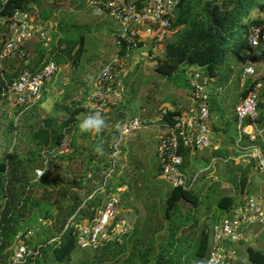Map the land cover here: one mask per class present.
Returning <instances> with one entry per match:
<instances>
[{"label": "rangeland", "instance_id": "rangeland-1", "mask_svg": "<svg viewBox=\"0 0 264 264\" xmlns=\"http://www.w3.org/2000/svg\"><path fill=\"white\" fill-rule=\"evenodd\" d=\"M34 9L36 10L31 13L32 17L37 24L46 25L51 42L50 47L45 48L39 36L35 35L31 43L37 46L34 45L33 48H37L39 54L46 55L44 59L55 61L59 69L52 81L46 84L41 100L28 111V115H19L21 108L14 100H9V104L0 108V161L13 148H16L18 153L29 156L31 150L35 149L30 132L35 127L36 120L48 116H54L59 120L68 118L75 102L83 105L87 112V114L81 113L79 123L89 113L99 112L106 122L105 128L108 133L120 125L119 123L133 117L156 119L161 109H171L180 105L184 109H189L193 106L194 100L188 88V78L185 72L168 78L158 74L155 70L158 61L163 57L168 38L162 44L148 43L138 52L136 51L134 63L128 66L120 76L121 90L114 91L113 98L106 96L99 100L96 96V82L102 70L116 54L114 36L121 32V24L109 15L94 16L86 0H41L34 6ZM40 14L43 16L42 20L38 18ZM261 14H264L262 5L252 11L249 17ZM3 21L4 18L0 16L2 24L0 34L8 29ZM175 31L177 30L171 32V36ZM83 37L84 49L74 65L76 50ZM60 40L64 43L63 48L67 49L48 53L58 47ZM28 59L22 60L20 57L15 59L13 62L15 70L22 63L25 64ZM197 71L205 73L203 69L198 68ZM241 71V62L229 53L227 61L221 65L219 70L223 77L224 87L228 86L227 92L219 91L212 96L215 105L220 106L218 110H214L213 114L219 127L224 128L225 119L222 120L217 112L223 111V114L231 115L232 106L237 98H240L239 82L241 81L238 76ZM258 71L259 74H264V65L259 64ZM232 77L234 81H228ZM12 122L14 126L11 125ZM229 126V135H235L237 126L236 128L233 124ZM159 130L160 127L157 125H151L122 136V138L119 133L114 138L113 142L118 144L120 155L117 157L116 169L108 179L109 182H113L110 195L119 199L117 208L119 217L139 227L141 234L139 232V237L136 239L138 241L135 240V243L139 244V247H144L146 252L149 248L156 247L155 252H148V256L153 257L161 250L164 251L163 253H168L169 247L166 242L169 241L168 235L173 224L182 226L177 237L184 240L182 243L176 241V245L173 244L174 250L178 251L181 248L187 256H192L193 242L201 237L203 229L208 228V232L213 235L214 227L222 217L231 215L230 212L218 207L217 203L222 194L235 196L238 200L244 197L245 194L240 193V181L244 171L250 165L237 161L236 164L244 165V171L234 169L230 171L221 160L214 159L215 144L201 151H190L187 155L190 165L185 168V171L188 175L192 169L196 172L203 171L191 189L199 196V203L196 206L178 205L176 214L172 215L171 219H165L163 198H166L170 191V185L159 175L157 157ZM81 134L78 128L73 137L80 138ZM91 135L101 137L102 134L100 132ZM226 137V134L221 132L216 142L220 144V141ZM262 139L264 140V137ZM80 140L84 142V139ZM231 149L243 155V151L239 148L229 147L226 150ZM112 153L109 152L106 158H112ZM85 156L87 153L84 152L78 157ZM230 167L233 168L234 165ZM83 168L80 169L81 172ZM111 168L112 165L103 172L100 184L96 187L98 190L93 195L106 197L108 188L103 187V182ZM249 169L246 194L255 196L264 202V170L254 171L251 166ZM120 180L125 181L122 188L117 187ZM4 200L2 194L0 211ZM246 233L250 240L244 239L241 242L226 244L225 248L233 253L227 264H253L248 259L247 248L249 246L264 251V225H253ZM160 246L164 248L157 249ZM174 250L173 256L176 257L179 253L174 255ZM84 251L78 247L73 254V261ZM132 251L131 244H127L126 251L118 257L120 260L115 262L117 259L115 258L107 264H124V261L133 254Z\"/></svg>", "mask_w": 264, "mask_h": 264}, {"label": "trees", "instance_id": "trees-1", "mask_svg": "<svg viewBox=\"0 0 264 264\" xmlns=\"http://www.w3.org/2000/svg\"><path fill=\"white\" fill-rule=\"evenodd\" d=\"M40 2L41 0L0 1V16L4 18L3 22L8 26L9 19L15 12L26 11L31 14L36 10L34 6ZM260 5L264 6V0H181L176 11V18L172 21V27L165 44V52L162 59L158 61L155 70L162 76L172 78L180 72L186 73L187 70L195 67L203 69L204 75L210 79L221 76L220 67L227 61L229 53L236 56L241 64H243L245 54H252L256 68L255 82H261L263 85L258 101L257 123L264 130V74H259L258 71V65H264V57L259 55L257 49L251 48L246 35L251 25L264 23L263 16L249 17L251 12ZM42 17L41 14L38 15L41 20ZM1 25L0 23V27ZM174 30L177 31L171 36V32ZM7 35L8 29L0 34V50ZM26 43L28 42H25L23 46ZM63 47L64 43L60 40L58 47L48 53H54L56 50L65 51L67 48ZM83 49L84 37L81 38L80 46L76 50L74 65ZM45 56L39 54L38 62L45 64L50 61L44 59ZM4 62L3 70H0V108L5 101L1 94L4 84L1 74L3 73L4 78L11 82L22 69L36 72L32 71L28 65L25 66L26 68L18 66L15 70L13 63L10 62L11 64L4 66ZM251 83H253L252 80L242 89L239 95L241 99L248 95ZM188 88L192 92L189 83ZM77 104V102L73 103L68 118L62 120L54 116L37 118L35 127L30 132L35 149L31 150L29 156L22 155L16 148H13L0 161V196L3 194L5 198L0 211V264L11 262L13 251L18 245V236L29 249L39 250L35 257L29 258L23 264H107L115 258H117L115 262L119 261L118 257L126 251L127 244H131L133 254L124 261V264H207L213 241V235L208 232V228H204L201 237L193 242V255L187 256L184 249L174 250L176 241L180 243L184 241L181 237H177L178 232L182 229V226L177 224L171 225L169 231V241L166 242L169 247V254L166 252L167 257L163 250L153 257L148 256L151 251L155 252L156 247L149 248V253L145 251L144 247H139V244L135 242L138 241L136 239L139 237L140 229L137 225H133V230L124 235L121 241L106 244L95 250L81 248L83 251H90L86 253L84 251L73 261V254L79 247L76 226H71L65 232L64 228L73 216H75L73 222L75 225L86 217L92 218L95 211L102 208L104 201L111 196L110 188L113 184L111 181L103 182V187L108 188L105 198L93 194L98 190L96 187L100 184L103 172L111 165V158H106V155L113 152V140L119 134L122 123L125 122L119 123L120 125L110 133L104 127L101 137L89 133H82L80 138L73 137L79 128V116L81 113L87 114L85 107ZM20 110L19 115H28L29 110L25 112L22 108ZM161 110H159V114ZM210 110L212 113L211 104ZM180 113L178 109H170L166 120L174 122ZM230 114L221 115V118L226 119L222 133L227 137L224 139V145L214 150V158L226 160L225 149L237 148V131H235V135H229V125L233 124L235 128L237 126L235 107H232ZM11 125L14 126V122ZM68 136L72 153L68 156L53 158L49 153L60 146ZM263 137L264 132L256 143L264 151ZM80 139H84V142ZM248 145L246 137L241 146L247 147ZM44 152H47L48 162L43 156ZM84 152L87 153V156L79 158L78 156ZM189 152L190 150L181 151L184 155V170L190 165L187 158ZM232 164L233 168L230 167ZM225 166L230 171L233 169L244 171V165L236 164L233 160L227 161ZM82 167L84 168L81 172ZM249 168L250 166L244 171L240 181V193H244V197L238 200L235 196L222 194L217 203L220 209L231 213L245 206L249 196L245 190L248 184ZM38 169L44 170L41 178L37 177ZM158 170L160 175V168ZM193 170H191L192 173L196 172ZM124 185L125 181L120 180L117 187L122 188ZM199 200V196L191 189L185 190L170 186L166 198H163L165 201L164 218L171 219V216L176 214L178 205L196 206ZM29 231L32 232L30 236L27 235ZM57 238L60 239L52 242ZM173 250L174 255L179 253L178 256H173ZM247 254L249 261L253 264H264L263 250L249 246Z\"/></svg>", "mask_w": 264, "mask_h": 264}, {"label": "built area", "instance_id": "built-area-1", "mask_svg": "<svg viewBox=\"0 0 264 264\" xmlns=\"http://www.w3.org/2000/svg\"><path fill=\"white\" fill-rule=\"evenodd\" d=\"M88 8L94 16L109 15L122 26L121 32L114 36L116 54L113 60L102 70L96 82V96L99 100L112 96L113 92L121 90L120 76L128 66L134 63L135 52L145 47L147 43L162 44L168 38L172 21L176 18V11L181 0H86ZM35 35L50 47V36L45 24H37L32 15L26 11H17L9 19L8 35L0 50V70L3 62L14 57L24 58L25 42H30ZM249 45L257 49L264 57V23L251 25L246 33ZM59 66L55 61H47L35 73L22 69L11 82L4 78L1 94L4 100H14L23 109V112L35 107L41 100L42 92L47 83L51 82L58 72ZM198 68L192 67L186 71L188 83L192 90L193 106L184 109L181 105L171 109H178L181 113L174 122H168L166 116L170 109H162L156 119H142L133 117L122 123L120 137L140 131L151 125L160 127L158 135L157 157L159 160L160 178L171 187L192 189L195 181L203 171L188 173L184 170V155L182 150L201 151L213 144L212 113L210 110V92L207 84L209 78ZM256 68L252 54H245L240 74L242 89L252 80L248 95L235 107L237 116V148L243 151L238 158H229L242 161L250 165L254 171L264 170V151L256 143L264 130L258 125V101L262 90V83L255 82ZM248 138L249 145L241 146L242 141ZM120 138V140H121ZM70 137H66L62 144L49 154L53 158L68 156L72 153ZM47 152L43 153L48 162ZM120 149L118 144L113 145L111 158L112 168L106 175V183L115 171ZM45 162V163H46ZM41 178L44 170L36 171ZM93 196V195H92ZM91 196V197H92ZM90 197V198H91ZM119 199L111 195L102 208H98L92 218L86 217L75 225V216L71 217L64 228V232L71 226H76L77 243L82 249H98L106 244L121 241L124 235L133 230V225L124 219H118ZM264 225V202L255 196L249 195L245 206L231 215L224 216L215 225L212 249L207 264H227L233 255L225 248V244L250 240L247 230L253 225ZM29 231L27 235H31ZM18 245L13 251L9 264H23L29 258L35 257L39 250L29 249L20 236ZM60 238L52 240H59Z\"/></svg>", "mask_w": 264, "mask_h": 264}, {"label": "crops", "instance_id": "crops-1", "mask_svg": "<svg viewBox=\"0 0 264 264\" xmlns=\"http://www.w3.org/2000/svg\"><path fill=\"white\" fill-rule=\"evenodd\" d=\"M259 16H263L264 17V14L263 15L262 14L261 15H257V16H254V17H259ZM31 41L26 43L25 46H23L25 51H26V56L24 58H22V60H25V58H29V59H28V61L25 62V64L22 63L20 67L24 68L26 65H28V67L31 68L32 71H37L38 69H40L42 67L44 62H38L39 53L37 51V48H35V47L33 48V46L35 44H32ZM35 46H37V45H35ZM28 56H30L31 59ZM17 58L18 57H14V58L6 60L4 62V66L13 63L15 61V59H17ZM242 67H243V64H242ZM7 72H9V71H7ZM241 72H240V74H241ZM240 74H239L238 77H240ZM230 80H232V82H233L234 78L233 77L229 78L228 81H230ZM207 87H208V90L210 92V104H211V107L213 109V112H212L213 145L215 144L214 150H217L218 148H220V147H222L224 145V140H221L220 144L216 142V138L223 131V127H219L218 122H216V119H214V116H213V114L215 113L214 110L215 109L218 110L220 108V106L215 105L214 100H212V96L214 94H216L217 92H219V91H223V92L226 91L228 86L224 87V83H223V80L221 79V76H218V77L210 78L209 81H208ZM239 88H240V91H242L241 82H239ZM241 100H242L241 98H239V99L237 98L236 103L232 107H236V105L239 104V102ZM7 104H9V101L5 100L2 103L1 108L5 107ZM222 114H223V111H220L219 113L217 112V115H219L220 117H221ZM221 119L223 120V118H221ZM224 122H226V119H225ZM224 127H225V125H224ZM236 131H237V129H236ZM240 155H242V154H239V151L235 152L233 149L225 151L226 160L229 159V158H238ZM219 160H221V159H219ZM223 160H221V161L224 164H226V162L223 161Z\"/></svg>", "mask_w": 264, "mask_h": 264}, {"label": "clouds", "instance_id": "clouds-1", "mask_svg": "<svg viewBox=\"0 0 264 264\" xmlns=\"http://www.w3.org/2000/svg\"><path fill=\"white\" fill-rule=\"evenodd\" d=\"M106 122L99 112L89 113L79 123L81 133L98 134L105 127Z\"/></svg>", "mask_w": 264, "mask_h": 264}]
</instances>
